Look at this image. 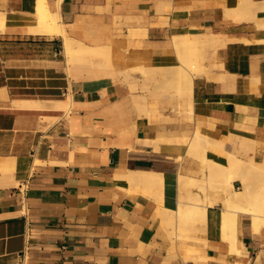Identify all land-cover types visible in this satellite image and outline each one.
Wrapping results in <instances>:
<instances>
[{
  "label": "crops",
  "instance_id": "1",
  "mask_svg": "<svg viewBox=\"0 0 264 264\" xmlns=\"http://www.w3.org/2000/svg\"><path fill=\"white\" fill-rule=\"evenodd\" d=\"M36 1L0 0V13L31 16ZM44 1L68 35L110 45L117 70L177 63L173 34L213 33L220 42L203 51L190 109L187 97L151 93L161 77L147 89L133 70L132 89L121 73L68 64L61 34L0 27V264H264V223L238 210L225 226V189L206 186L205 195L191 185L205 215L179 221L178 183L162 196L115 177L207 180L208 166L192 153L198 132L260 164L237 171L228 190L264 201V0L243 14L241 0ZM179 227L184 238L172 235Z\"/></svg>",
  "mask_w": 264,
  "mask_h": 264
},
{
  "label": "bare ground",
  "instance_id": "2",
  "mask_svg": "<svg viewBox=\"0 0 264 264\" xmlns=\"http://www.w3.org/2000/svg\"><path fill=\"white\" fill-rule=\"evenodd\" d=\"M242 1L244 2V4H242V6L240 7V9L242 11L241 14H243L245 12L249 13L250 9L255 11V3L252 0H242ZM59 2H60V0L57 1L58 4H60ZM167 3L168 2H166V3L163 2L162 4H160V6H158V5L157 6H158V8L163 9L164 6L169 4V3L168 4ZM161 5L163 8L161 7ZM260 6H262V5H260ZM238 12H240V10H238ZM251 13H252V11H251ZM254 15H255V13H254ZM248 16H249V14H248ZM10 22L23 23L27 26L28 31L33 32V33H46V34L58 33V34H61L63 36V39H64L65 51L68 53H71V49L73 48L74 43H76V41H77V39L75 37L70 36L66 33L65 24L63 23V21L61 19L60 12L58 10L54 11V10L50 9L44 0H37L36 1L35 14L31 15V16L20 15V14H15V13H9L8 14L6 12L5 13L1 12L0 13V27L3 28L6 23H10ZM202 33H203V31H202ZM193 35L195 38H198V40H199L195 43H198V42L201 43L200 41H202V42L206 43V46H208L207 44L218 45V43L220 42V41L218 42V37H217L218 34L216 35L213 33L190 34L188 32V33H183V34H175V35L173 34V37H183V38L185 37V39L188 40V38H186V37H188V36L193 37ZM192 37H190V39ZM172 41H173V38H172ZM104 46H106L107 48H110V46L107 44L96 43L94 46L93 45L91 46V45L85 44L84 42L79 40V47H80L81 51H83V52H92L96 49H99L100 47L104 48ZM192 59H194V58H192ZM179 61H180V63H178V62L176 63L173 60V63L175 65L176 70L178 71L179 77H180V78L178 77V83H177V88H176V91H178V93H176V94H178V95L175 94V97L176 96L178 98L179 97L180 98L181 97H187V101H188L187 104L189 105V106L188 105L187 106L190 107V109H191L190 96L192 94L191 92H192V86H193L192 85L193 84V74L197 71L202 70L203 64L199 63V62H201L200 57H199V62L197 61L198 66H196V67H195V64L192 65L193 60H192V63L190 64V66L192 65L191 67L189 66V62L185 61V59H184L185 63H181L183 60L181 61L179 59ZM89 64H92V63H89ZM101 64L106 65L103 62ZM136 97H139L140 100L142 99L143 101H144V99H146V97H144L142 95L138 96L136 94ZM173 97L174 96H172V98ZM144 105H143V107H144ZM196 106H199V105H196ZM193 107H194V105H193ZM194 109H193V111H194ZM201 137L202 136L200 133H198V132L195 133V136L193 137L194 139H193L192 144H191L194 149L198 148V146L200 144V138ZM213 148H214L213 150L215 151V153L218 152V154H217V155H219L218 159H220V162H221V163L218 162L219 165L220 166L224 165V167L226 168V171L224 170L225 168H223L224 172L222 174H223V178L226 181V183L228 181V183H227L228 187L231 186L233 178L238 177L237 175L241 173V171H242V170L240 171L241 168H243V170H244V168H247L250 170V172H253V171H255V168H253V167L258 166V164H259V163L256 164V162H254L252 159L245 160V159L239 157L236 153L226 150L223 146V143L219 140L214 141V147ZM221 168H222V166H221ZM250 168H252L253 170ZM256 168H258V167H256ZM237 171L238 172L240 171V173L237 174ZM246 172L250 173L249 171H246ZM245 175H247V174H245ZM239 176L241 177V175H239ZM115 177H117L116 179L120 185L127 186L131 190H138L140 188L141 189L142 188H144V189L160 188L162 191L164 190L166 193L168 191L167 195H169V191L172 188V185L174 183L181 182L182 185H185L187 187L190 186L191 184L197 183L196 177L188 176L185 174H178L176 177L170 176V175H163L162 176V173L158 174V173L147 172V171H129L128 173L126 172V173L118 174ZM198 180H200V179H198ZM246 184L248 185V183H246ZM247 185L246 186L244 185L245 188H247ZM244 190H247V189H244ZM247 191H249V190H247ZM135 192H138V191H135ZM244 192H246V191H244ZM244 192H240V191H236V190H227V196H226L227 197V199H226L227 208L223 212V219L225 222V226L228 223V221L235 218L236 212H238V210H245V211H248L249 213L252 212L253 219H254L256 224L257 223H262V224L264 223V202H263V200H261L262 198L260 197L261 199L259 198L260 199L259 200V199H257L258 197H254V199L252 200L251 196L249 195L250 191H249V193L246 192V194ZM196 209H197V211H199V214L201 215V217L203 219L204 215H205V210H206V204L205 203H191L188 201H184L183 203H179L178 210H177L178 213L176 212V214L179 217L178 218L179 221H181V217H182L183 213H190L191 211H195ZM241 216H242V214H241ZM236 217H237V215H236ZM182 226H183V224L181 225V227ZM175 230L176 229H174L172 231L173 236H178V237L181 236V238H184V236L182 234L183 232H185V231H182L184 229H181L179 227L178 232H176ZM230 239H231V237H230Z\"/></svg>",
  "mask_w": 264,
  "mask_h": 264
},
{
  "label": "rangeland",
  "instance_id": "3",
  "mask_svg": "<svg viewBox=\"0 0 264 264\" xmlns=\"http://www.w3.org/2000/svg\"><path fill=\"white\" fill-rule=\"evenodd\" d=\"M242 4H244V2L241 0L240 1V7L242 6ZM190 37L192 36H188L185 39V37H173V44L175 45L176 48V52H177V58H178V63H180L179 59L182 61L181 63H185V61L189 62V66L192 63L193 60V64H195V67L198 66V62H199V57L201 62H203V51L206 48H215V45H210L207 44L208 46H206V43L200 41L201 43H195L198 40V38H195L194 35L193 37L190 39ZM77 39V38H76ZM185 39V40H184ZM190 39V40H189ZM83 42V41H82ZM205 44V45H204ZM95 44H93L94 46ZM92 46V45H91ZM110 46V45H109ZM66 52V51H65ZM192 52V53H191ZM69 56H70V60L67 59L68 64L72 65V62L75 63H92V65L94 66L93 68L95 70L102 71L103 69H108L113 71L111 76H116V73H121L124 75L125 80H127L132 89L136 88V82L137 80L135 78H133V76L130 74L131 71L133 70H138L141 71V74L144 76V81L142 82V87L147 88L149 87V84L154 81L155 79H157L156 77H161L162 79V83L160 86L156 87V90L151 91V93H155L156 95H170L171 97H173V99L178 100L179 102L182 101L181 98L179 97H175V94L178 93V91H176L177 88V83H178V77H179V73L176 70V67L173 63V59H166L165 63L163 65H169L168 67H157L154 64H150V65H144L141 64L140 62H136L133 63V65H130L127 69L125 70H117L114 67V61L112 58V54L110 51V48H107L106 46L100 47L99 49H96L92 52H83L81 51L80 47H79V40L77 39L76 43H74L73 48L71 49V53L66 52ZM199 55H198V54ZM194 56V57H193ZM194 58V59H192ZM185 59V61H184ZM187 59V60H186ZM192 59V60H191ZM198 59V60H197ZM195 61V62H194ZM198 61V62H197ZM105 63L106 65H102L101 63ZM191 65V66H192ZM190 66V67H191ZM103 68V69H101ZM177 71V72H176ZM180 78V77H179ZM134 83V84H133ZM178 95V94H176ZM145 97V95H142ZM214 141L215 139H203L202 137L200 138V144L198 146V148H193L192 153L196 154V157L199 158V161H201L203 166H208L209 168V176L207 178V180L200 181L195 184H191V185H198L199 189L204 192V194L206 195V186L207 187H214V188H223L226 191L228 190V181L226 183V181L223 178V172L224 170L226 171V168L224 167V165H219L218 162H220L219 155L218 152L212 153L211 156L206 157L205 152L204 154L199 152L201 150V147H205L206 149L210 148V149H214ZM204 142V143H203ZM206 142V143H205ZM206 144V146H205ZM201 155H198V154ZM221 163V162H220ZM223 168H225L223 170ZM208 182V185L207 183ZM179 184V188H182L183 190H185V194L182 195V198L180 199L179 203H183L184 201L187 200V198L189 199L188 202L191 203H204L203 200L200 198L199 193H193L190 189V186H185L182 185L181 182H177ZM203 184V185H202ZM174 185H176V183H174L172 185V188L174 187ZM224 186V187H223ZM146 190H152V191H158L162 194V196L167 195V193L163 190H161L160 188H149ZM171 191V189H170ZM169 191V193H170ZM169 196V195H167ZM264 202V201H263ZM199 211H197V209L195 211H191L190 213H183L182 217H181V221L186 219H202L201 215L199 214ZM174 229H172L173 231Z\"/></svg>",
  "mask_w": 264,
  "mask_h": 264
}]
</instances>
